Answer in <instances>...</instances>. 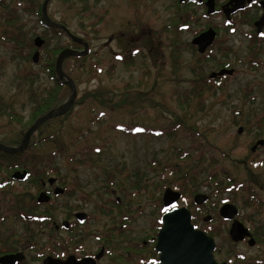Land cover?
<instances>
[{
	"label": "rangeland",
	"instance_id": "374dc122",
	"mask_svg": "<svg viewBox=\"0 0 264 264\" xmlns=\"http://www.w3.org/2000/svg\"><path fill=\"white\" fill-rule=\"evenodd\" d=\"M44 1L0 4V97L13 102L17 113L12 120L0 117V140L18 138L30 127L34 104L53 86L44 55L55 45L65 49L70 45L67 37L46 42L53 32L43 28L37 16ZM47 14L59 23L64 18L70 32L88 45L85 62L69 58L62 64L77 91L60 133L72 158L60 156L59 175L52 176L51 186L28 177L0 189V242L26 248L74 239L96 250L102 244L96 237L116 225L122 230L121 243L138 244L161 216L163 193L171 188L181 194L176 207H187L197 227L216 232L213 240L219 251L213 255L218 263L264 264V163L251 164L247 149L264 119V63L249 66L247 59L254 56L246 51L249 29L221 33L211 50L199 55L191 40L219 21L206 17L196 3L51 0ZM37 37L44 44L30 51ZM225 47L231 54L223 51ZM35 52L39 53L36 64ZM124 54L134 56L131 71L115 61L109 75L112 58ZM257 58L264 61V53ZM220 63L232 66L234 75L222 88L214 85L199 94L197 85L191 84L194 71L205 80ZM87 93H99L100 98L93 105L76 103ZM62 96L65 103L70 97L67 87ZM180 121L194 135L187 138L182 130L172 131ZM239 128H243L240 135ZM40 183L45 188L38 189ZM53 187L66 192L53 197ZM40 191L48 192L50 204L35 207ZM196 194L209 199L200 213L192 203ZM224 203L234 205L237 219L257 234L255 247L232 244L230 223L219 217L202 222L204 215L217 216ZM125 211L132 222L120 228ZM75 213L85 214L87 221L73 234L53 229L52 224L72 222ZM45 215L52 220L37 225L29 219Z\"/></svg>",
	"mask_w": 264,
	"mask_h": 264
},
{
	"label": "flooded vegetation",
	"instance_id": "af4514ba",
	"mask_svg": "<svg viewBox=\"0 0 264 264\" xmlns=\"http://www.w3.org/2000/svg\"><path fill=\"white\" fill-rule=\"evenodd\" d=\"M212 1H213V12L211 14H208L207 13L208 8L206 5L208 0H179L180 4L183 2L188 4L196 3V5L203 7L206 17L208 18L217 17L219 21L218 23L209 25L210 27H208L207 29L199 31L193 37L194 39L202 32H205L206 30L211 28L215 31L216 34L213 43L202 54L198 53L197 47L191 44L194 50L199 55H205L211 50V47L214 45V43H217V39L219 38L221 33L223 32L228 33V31L235 33L238 32L239 30H245L243 28H248L250 32H248L249 34H247L246 51L247 53L250 52L254 55L253 57L250 55L249 58L247 59L249 62V66L251 64V66L255 68L256 67L255 65L257 64L256 62L264 63V61L260 60V58H257L258 55L264 53V0H212ZM2 2L3 0H0V4ZM221 43L227 44V41L226 42L221 41ZM223 51L229 52V54H231L230 49L226 47L223 49ZM218 68L219 69L213 73H218L222 70L232 71V74L230 75L223 74L221 76H216L215 78H213L216 79L217 81L215 84L217 88H222L223 85L229 80V78H231L234 75L235 72H234V68L230 66L228 63H220ZM210 75L208 76L209 79H210ZM259 125L260 126L258 127L260 128V130L256 129L254 131L252 140L247 145L249 158L251 159L250 162L253 165H256L257 163L258 164L264 163V119L261 120V123ZM237 133L238 135L242 134L243 128H239ZM12 185L13 184L10 183V185L6 188L12 187ZM44 186L45 185L41 183V188H45ZM55 188L56 187H53L51 190V194L53 195V197L61 196L66 192V189L62 188L61 193H59L58 195H54ZM41 193H45V192L40 191L39 195ZM45 194L49 196L47 191ZM194 196L192 198V203L196 206L195 212H197V210L200 208L201 209L199 211L202 212L206 204L196 205L193 200ZM180 200L181 198H179V200L176 203H178ZM116 203H117V207H119L120 206L119 199L116 200ZM44 204L49 205L50 200L48 202H38L36 200L34 206L38 207ZM163 209L164 207L162 203L161 216L156 220L155 223L151 225L150 234L146 235V237L142 239L138 244H132L130 241H128L127 243H121L122 241L119 240L123 235L122 230H120L116 225L111 227L102 237H96V240H100L102 242L100 248L96 250L86 249L81 241L74 239H70L68 242L55 241L51 246H45V247L43 246L37 247L38 244L34 243L32 246L26 248H18V246L16 244H13L12 241H3L0 242V264H45V260L48 258L58 261L59 264H78L83 260H88L86 261L85 264H161L160 253L156 250V245L158 242V233L162 227V216L165 213ZM168 209L171 210L173 209V207L170 206ZM118 211L120 212V210ZM124 213L125 214H123L122 212L123 216L121 217V221L119 222L120 225L122 224L120 228H124L126 224L132 222V218L127 215L128 212L125 211ZM78 214H83V213H75L73 215V218L71 219L72 222L63 221L60 226L52 224L53 229L54 230L60 229L66 231L68 234H73L74 230L77 227L85 225L87 221V216L85 214H83L84 215L83 218H78L77 217ZM238 215L234 218L237 221H239L237 219ZM192 217H194L193 213H192ZM209 217H211L209 221H203L205 215L202 216V222L208 224V223H212L217 219V217L215 216H209ZM113 218H111L112 221ZM23 219L27 221L31 219V222L40 225L42 223L50 222L52 220V217L49 215H45L43 217L32 216L29 219L26 218ZM220 220L230 223L229 226V230H230L233 220L227 221V220H223L222 218H220ZM239 222L242 224L241 221ZM246 228L248 229L253 240L255 241V244L253 246L248 245L249 238H244L243 240L236 243L232 242L229 239L230 242L232 244L244 243L248 247H255L256 244L258 243L257 234L250 231L248 227ZM197 229L202 230L204 228L197 227ZM210 231L214 232V236H216V232L214 230L210 229ZM71 244L73 245V247H70ZM218 251L219 248L215 245L214 253H217ZM216 263L230 264L231 262L225 261L222 263H218L216 261Z\"/></svg>",
	"mask_w": 264,
	"mask_h": 264
},
{
	"label": "water",
	"instance_id": "95a60500",
	"mask_svg": "<svg viewBox=\"0 0 264 264\" xmlns=\"http://www.w3.org/2000/svg\"><path fill=\"white\" fill-rule=\"evenodd\" d=\"M51 0H45L42 4L41 14L43 20L50 26L56 29H60L64 32L70 41L82 47L81 51L73 49H63L57 56L55 61V72L59 82L67 87L70 91V97L68 100L59 107L49 111L47 114L38 118L23 134V138L17 147H9L4 144H0V151L8 154H17L22 152L28 147L31 138L37 133L38 129L47 121L64 116L72 107L77 91L75 83L63 72L62 64L64 60L73 57H82L88 52V45L85 41L73 35L67 27L64 25L52 21L47 14V5ZM208 14L213 12V1L208 0L206 3ZM215 31L211 28L202 32L196 36L191 44L197 47L198 53L202 54L213 43L215 38ZM44 44V40L37 37L33 41L35 48H40ZM39 61V53L35 52L32 56V62L34 64ZM223 74H232L231 70H222L218 73H212L210 79ZM27 172H14L11 175V179L15 181H23L26 178ZM54 179L47 181L48 185H53ZM62 192V189L55 188L54 195H58ZM180 198V194L167 188L162 197V203L165 208L175 204ZM208 197L203 194L194 196V202L196 205H202L207 201ZM49 196L45 193H41L37 201L48 202ZM219 216L223 220H233L231 228L228 233V237L232 242H239L244 238H249L248 245L253 246L255 241L251 237L248 229L239 221L234 219L238 215L237 208L232 204H223L218 211ZM78 218H83V214H78ZM211 217L207 216L203 221H209ZM156 250L160 253L161 264H217L213 252L215 250V243L213 238L209 237L201 230H197L191 224V213L185 207L173 208L168 212H165L162 216V227L158 233V242ZM88 260L79 262L85 264ZM78 263V264H79ZM45 264H59L58 261L50 258L45 260Z\"/></svg>",
	"mask_w": 264,
	"mask_h": 264
},
{
	"label": "trees",
	"instance_id": "16d2710c",
	"mask_svg": "<svg viewBox=\"0 0 264 264\" xmlns=\"http://www.w3.org/2000/svg\"><path fill=\"white\" fill-rule=\"evenodd\" d=\"M68 1L69 0H65L66 3ZM14 11H16V8L14 9ZM37 16H38V21L41 24V26L45 28L47 31L53 32L51 37L50 36L47 37L46 42L49 41L50 38L59 39L60 37H66L64 32L61 31L60 29L50 27L43 20L41 13H38ZM10 23L11 25H13L15 24V21L12 20ZM60 24L67 27V24L64 18H62ZM20 42L21 44H23L22 37L20 38ZM28 46L29 45H27V47ZM33 47L34 46L30 45L28 49L30 48L29 50L31 51ZM68 47L69 49H73V50L82 49L81 46L73 43L72 41H70V45ZM63 49L65 48L55 45L52 49H50L49 51L50 54L46 53L44 55V57L46 58V73L49 75L50 80L53 82V86L52 88H50V90L47 89L45 91L44 96L36 104H34L32 111H31L32 112L31 114L32 124L38 118L42 117L43 115L47 114L49 111L63 104L64 97L62 96V92H63V89H66V87L63 86L59 82L56 76V72H55L56 58ZM86 55L82 57H73L70 59L77 60L79 62L81 61L85 62L86 59L88 58L86 57ZM174 56L176 57V55ZM202 57L205 58V56H202ZM132 59H133V56L130 55L129 57V54H125L121 57H115L114 59L112 58V63L108 71L109 75L113 74L115 61H120L127 71H131V68L133 67ZM64 65H66V63H64ZM194 75L196 77H195V80H193L191 84L197 85L196 88L199 94L206 91V89L212 88L213 90L214 85L217 82L216 79L210 80L209 78H207L205 80H202L201 79L202 73L200 71L198 72L194 71ZM210 85L212 86L209 88L208 86ZM98 95L99 93L98 94L97 93L95 94L87 93L83 95L82 97L78 98L76 103L87 104L88 102V104L93 105L100 98L98 97ZM2 116H6L9 118V120H12L16 118L17 113L15 111V106L13 102H7L2 97H0V117ZM65 117L66 116L64 115L62 117L54 118V119H51L45 122L38 129L37 133L31 138L28 144V147L24 149L22 152L17 153V154H8V153H4L0 151V189H4L8 187L10 183L12 184V180L10 178L11 174L16 171H20V170L28 171L29 178L36 179L39 181L47 180L51 178L52 176L59 175V168L57 165V161L60 158V156H65L67 160H70L72 158L67 154L68 152L67 146H66L67 143H65L63 139H61V135H60L61 130L63 129V121ZM172 127L173 128H171V130L174 132L178 130H182L185 133V136L187 138H190V136L194 135L195 133L192 128L189 129V126L186 125L184 121H180L179 123L174 124ZM25 131L22 132V134L18 138L5 137L4 140H0V144H4L9 147H17L20 144ZM137 132L138 130H133L132 133H137ZM196 134L198 136H201V134L199 133H196ZM223 175H225V173H223ZM37 188L41 189V183L37 184ZM200 209H198L196 213H200L201 212L199 211ZM195 222L196 221H195V215H194V217H192V223L196 226ZM202 230L205 231V233H207L209 236L211 237L214 236V232L210 231L208 227Z\"/></svg>",
	"mask_w": 264,
	"mask_h": 264
},
{
	"label": "snow or ice",
	"instance_id": "6c2138e0",
	"mask_svg": "<svg viewBox=\"0 0 264 264\" xmlns=\"http://www.w3.org/2000/svg\"><path fill=\"white\" fill-rule=\"evenodd\" d=\"M172 207L175 208L176 206L175 205H172ZM163 211L168 212L169 209L168 208H164Z\"/></svg>",
	"mask_w": 264,
	"mask_h": 264
}]
</instances>
